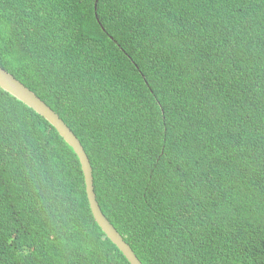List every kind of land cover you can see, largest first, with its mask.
<instances>
[{
	"label": "trees",
	"instance_id": "16d2710c",
	"mask_svg": "<svg viewBox=\"0 0 264 264\" xmlns=\"http://www.w3.org/2000/svg\"><path fill=\"white\" fill-rule=\"evenodd\" d=\"M258 12L264 0H0V65L79 137L144 264H264ZM233 15L243 32L213 39ZM0 264H131L74 148L1 87Z\"/></svg>",
	"mask_w": 264,
	"mask_h": 264
},
{
	"label": "water",
	"instance_id": "95a60500",
	"mask_svg": "<svg viewBox=\"0 0 264 264\" xmlns=\"http://www.w3.org/2000/svg\"><path fill=\"white\" fill-rule=\"evenodd\" d=\"M0 87L45 117L58 130L66 142L74 148L81 161L85 176L87 195L95 220L112 242L123 252L131 264H144L132 246L124 239L120 231L104 213L95 190L91 160L76 133L69 127L59 113L46 103L45 100L1 65Z\"/></svg>",
	"mask_w": 264,
	"mask_h": 264
},
{
	"label": "clouds",
	"instance_id": "9594fccd",
	"mask_svg": "<svg viewBox=\"0 0 264 264\" xmlns=\"http://www.w3.org/2000/svg\"><path fill=\"white\" fill-rule=\"evenodd\" d=\"M240 12L245 13V7L241 6ZM258 14H259V19L264 20V15L259 12ZM235 32H243V30L237 23L236 15H233L229 19V21H227L222 27L219 28V30L215 33L213 39H217V38L223 37V35L225 34H230V33H235Z\"/></svg>",
	"mask_w": 264,
	"mask_h": 264
}]
</instances>
